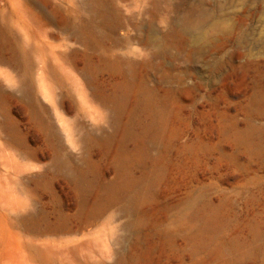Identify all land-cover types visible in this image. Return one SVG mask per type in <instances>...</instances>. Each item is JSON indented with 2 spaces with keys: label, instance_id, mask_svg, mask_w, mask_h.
<instances>
[{
  "label": "rangeland",
  "instance_id": "374dc122",
  "mask_svg": "<svg viewBox=\"0 0 264 264\" xmlns=\"http://www.w3.org/2000/svg\"><path fill=\"white\" fill-rule=\"evenodd\" d=\"M0 264H264V0H0Z\"/></svg>",
  "mask_w": 264,
  "mask_h": 264
},
{
  "label": "bare ground",
  "instance_id": "6f19581e",
  "mask_svg": "<svg viewBox=\"0 0 264 264\" xmlns=\"http://www.w3.org/2000/svg\"><path fill=\"white\" fill-rule=\"evenodd\" d=\"M25 97H26V94L21 92L20 98H21V99H24ZM210 226H211V225H209L207 228L210 229V228L212 227V226H211V227H210ZM205 228H206V227H205ZM207 228H206V230H207Z\"/></svg>",
  "mask_w": 264,
  "mask_h": 264
}]
</instances>
